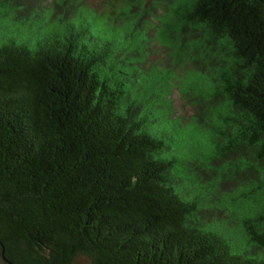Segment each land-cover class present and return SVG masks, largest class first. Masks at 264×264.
<instances>
[{
	"label": "trees",
	"instance_id": "obj_1",
	"mask_svg": "<svg viewBox=\"0 0 264 264\" xmlns=\"http://www.w3.org/2000/svg\"><path fill=\"white\" fill-rule=\"evenodd\" d=\"M264 264V0H0V264Z\"/></svg>",
	"mask_w": 264,
	"mask_h": 264
},
{
	"label": "rangeland",
	"instance_id": "obj_2",
	"mask_svg": "<svg viewBox=\"0 0 264 264\" xmlns=\"http://www.w3.org/2000/svg\"><path fill=\"white\" fill-rule=\"evenodd\" d=\"M76 264H91V260L85 256H79L76 260Z\"/></svg>",
	"mask_w": 264,
	"mask_h": 264
}]
</instances>
